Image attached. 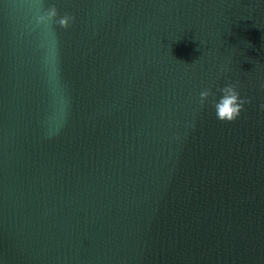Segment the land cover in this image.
Wrapping results in <instances>:
<instances>
[{"label":"water","instance_id":"1","mask_svg":"<svg viewBox=\"0 0 264 264\" xmlns=\"http://www.w3.org/2000/svg\"><path fill=\"white\" fill-rule=\"evenodd\" d=\"M0 264H264V0H0Z\"/></svg>","mask_w":264,"mask_h":264},{"label":"clouds","instance_id":"2","mask_svg":"<svg viewBox=\"0 0 264 264\" xmlns=\"http://www.w3.org/2000/svg\"><path fill=\"white\" fill-rule=\"evenodd\" d=\"M56 9L49 8L45 16L39 17L40 23H47L56 17ZM74 18L65 15L59 23L67 25L69 20ZM248 100L241 98L237 86L232 83L225 84L223 87H217L213 90L211 87L202 90L199 94V106L205 108L211 106L216 118L221 122H233L237 120L244 109Z\"/></svg>","mask_w":264,"mask_h":264}]
</instances>
